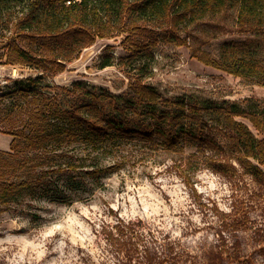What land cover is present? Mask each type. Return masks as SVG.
Returning <instances> with one entry per match:
<instances>
[{
    "label": "rangeland",
    "instance_id": "rangeland-1",
    "mask_svg": "<svg viewBox=\"0 0 264 264\" xmlns=\"http://www.w3.org/2000/svg\"><path fill=\"white\" fill-rule=\"evenodd\" d=\"M237 15L236 7L209 15L181 31L187 45L162 40L152 59L141 56L133 64L127 33L97 39L57 74L4 65L6 38L0 37V94L43 75L40 85L52 93L83 82L127 97L139 79L173 101L264 114V86L192 56L202 50L218 57L223 43L246 40L264 55V32H242ZM106 61L112 65L102 68ZM218 117L205 113L201 121L225 146ZM234 119L262 136L248 119ZM11 141L0 132L1 151H9ZM77 146L82 167L50 174L43 195L38 189L3 207L0 264H264V181L241 167L229 147L186 141L165 150L157 141L132 139L100 160L101 167L116 165L113 170L93 177L92 149Z\"/></svg>",
    "mask_w": 264,
    "mask_h": 264
},
{
    "label": "trees",
    "instance_id": "trees-1",
    "mask_svg": "<svg viewBox=\"0 0 264 264\" xmlns=\"http://www.w3.org/2000/svg\"><path fill=\"white\" fill-rule=\"evenodd\" d=\"M235 7L242 32H264V0H0V37L6 38L3 64L61 73L97 39L119 33L128 34L127 62L133 64L141 56L152 59V49L162 40L187 45L181 31ZM252 46L247 40L230 41L221 45L218 57L202 50L192 56L264 86V55ZM110 65L106 61L101 67ZM42 76L20 80L0 94V132L12 137L10 150H0V212L24 194L35 196L40 189L43 195L50 174L82 167L74 153L77 145L92 149L93 177L116 166L101 167V159L140 139L157 141L165 150L186 141L215 150L227 146L237 154L234 159L241 167L264 181L263 113L173 101L139 79L131 84L132 94L127 97L89 89L83 82L52 93L53 87H41ZM205 113L219 116L227 145L207 134L201 121ZM235 117L248 119L262 136Z\"/></svg>",
    "mask_w": 264,
    "mask_h": 264
}]
</instances>
